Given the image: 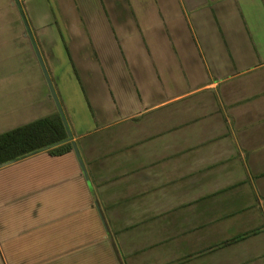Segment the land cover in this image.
Here are the masks:
<instances>
[{
  "label": "crops",
  "instance_id": "obj_1",
  "mask_svg": "<svg viewBox=\"0 0 264 264\" xmlns=\"http://www.w3.org/2000/svg\"><path fill=\"white\" fill-rule=\"evenodd\" d=\"M27 19L78 157L0 166V264H264V0H30ZM14 82L0 133L57 112Z\"/></svg>",
  "mask_w": 264,
  "mask_h": 264
},
{
  "label": "rangeland",
  "instance_id": "obj_2",
  "mask_svg": "<svg viewBox=\"0 0 264 264\" xmlns=\"http://www.w3.org/2000/svg\"><path fill=\"white\" fill-rule=\"evenodd\" d=\"M17 1L21 6V13L29 28L27 16H30V0ZM0 49L2 51H0V54L3 53L0 56V79L5 81L14 80L15 84L11 85L10 89L16 93H21V91L27 89L30 91L29 95L33 97V100L40 98V93H44L46 90V84L30 41L25 34L22 17L14 0H0ZM3 49H10V53L7 52L9 55H6V51ZM54 55L56 61L51 66V73L58 95L65 105L69 118L74 122L76 119L83 120L82 113L79 112L77 107L76 99L78 98L74 93V87L79 90H81V87L77 82L73 84L76 86L72 87V81L68 79L72 77L71 73L65 69L67 67L65 57L58 50L54 52ZM7 64H9L8 68L17 66V69L6 70L4 66ZM78 93L80 99L81 91ZM49 105L53 107V102L49 101ZM74 110L79 113H75ZM41 112L42 110L38 111L36 115L42 114Z\"/></svg>",
  "mask_w": 264,
  "mask_h": 264
},
{
  "label": "trees",
  "instance_id": "obj_3",
  "mask_svg": "<svg viewBox=\"0 0 264 264\" xmlns=\"http://www.w3.org/2000/svg\"><path fill=\"white\" fill-rule=\"evenodd\" d=\"M65 137L57 112L6 130L0 133V166L40 150H46L52 156L64 154L71 150L70 143H57Z\"/></svg>",
  "mask_w": 264,
  "mask_h": 264
},
{
  "label": "water",
  "instance_id": "obj_4",
  "mask_svg": "<svg viewBox=\"0 0 264 264\" xmlns=\"http://www.w3.org/2000/svg\"><path fill=\"white\" fill-rule=\"evenodd\" d=\"M14 2H15V5H16L18 11L20 12L21 17H22V22H23V25H24V28H25V34L27 35V37H28V39L30 41L31 48L33 49V52L35 54V58H36L37 64L39 66V69L41 71V74L43 76V79L45 81V84H46V87H47V90H48V96L52 100V102H53V104H54V106L56 108V111H57V113L59 115V118L61 120V123H62V125L64 127V130H65L66 137L62 141L57 143V144H61L63 142H68L70 140V137H71L70 136V131L68 129L66 120L64 118V115H63V112H62L58 97H57L55 89H54V86H53L52 81L50 79V76H49V74H48V72L46 70V67L44 65L43 59H42V57L40 55V52L38 50V47H37L35 41L33 40V37L30 34V31H29L28 25H27V23L25 21V18L23 17V15L21 13V6L19 5L17 0H14ZM55 145L56 144L51 145V147L55 146ZM70 145H71V148H72L73 152L75 153L76 157H78V151L76 149V146L74 145L73 142H70ZM4 164H6V163H4ZM79 164L81 165V161L80 160H79Z\"/></svg>",
  "mask_w": 264,
  "mask_h": 264
}]
</instances>
